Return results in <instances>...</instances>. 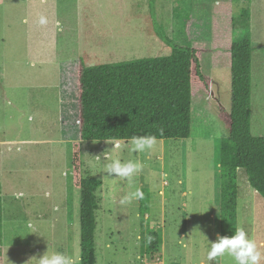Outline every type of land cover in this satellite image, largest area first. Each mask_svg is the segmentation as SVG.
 Masks as SVG:
<instances>
[{
  "label": "rangeland",
  "instance_id": "obj_1",
  "mask_svg": "<svg viewBox=\"0 0 264 264\" xmlns=\"http://www.w3.org/2000/svg\"><path fill=\"white\" fill-rule=\"evenodd\" d=\"M150 1L0 0L3 264H37L32 259L46 252L73 256L80 264V195L70 182L72 141L63 140L58 122L59 68L66 61H74L66 64L62 82L75 128L80 60L94 66L167 56L170 49L158 38L159 29L182 47L210 43L213 22L227 9L238 21L240 37V12L249 10L250 126L254 137L264 136V0H152V7ZM223 52V47L212 49L203 58L211 94L199 92L193 99L189 139L158 141L145 153H132L125 144L112 152L113 159L143 164L132 187L125 180L102 181L107 175L103 153L113 145L81 143L84 174L102 181L96 264H234L228 256L212 262L207 257L220 235L219 157L228 136L217 115L228 112L231 100ZM136 187L149 194L148 228L139 220L138 201L119 203ZM237 188V226L256 241L264 264V200L249 186L244 170L238 171ZM147 229L160 236L156 257L143 248Z\"/></svg>",
  "mask_w": 264,
  "mask_h": 264
},
{
  "label": "trees",
  "instance_id": "obj_2",
  "mask_svg": "<svg viewBox=\"0 0 264 264\" xmlns=\"http://www.w3.org/2000/svg\"><path fill=\"white\" fill-rule=\"evenodd\" d=\"M234 2L249 0H233ZM232 1V2H233ZM152 7V0L150 1ZM213 22L212 41L182 47L159 29L158 38L170 49L167 56L139 58L114 64L88 66L80 60L77 67L76 125L62 82L66 61L59 68V124L70 140V182L79 191L80 264H96L95 232L97 191L102 181L84 174L82 142L127 141L132 136L153 135L158 141L184 140L191 135V108L199 92L211 94L212 81L204 76L202 61L212 49L223 47L231 73V100L228 112L217 117L228 136L220 145L218 212L220 235H231L237 226V174L244 170L249 186L264 200V136L251 134V71L253 47L248 35L250 11L242 9V32L236 37L238 21L229 9ZM220 53V50L218 51ZM73 126V127H72ZM162 130V135H161ZM139 220L148 228L149 194L142 190ZM0 187V264H3V217ZM148 230V229H147ZM145 254L156 257L160 236L147 231ZM151 237V242L148 238Z\"/></svg>",
  "mask_w": 264,
  "mask_h": 264
},
{
  "label": "clouds",
  "instance_id": "obj_3",
  "mask_svg": "<svg viewBox=\"0 0 264 264\" xmlns=\"http://www.w3.org/2000/svg\"><path fill=\"white\" fill-rule=\"evenodd\" d=\"M41 22L43 23V21ZM105 142L113 145V148L103 153V157L107 162L104 164V172L107 173V175L102 177V181L125 180L128 182L129 187H132L135 177L143 169V164L138 160L122 162L118 158L113 159L111 155L112 152L120 149L122 144L130 146L129 151L132 153L149 152L155 147L158 140L156 136L145 135L132 136L127 141L114 139L113 141ZM97 159H101V157L97 156ZM113 176L115 178H113ZM161 178L166 182V174L162 173ZM143 198V191L139 187H136L134 191H129L124 195L119 203L121 205L131 204ZM28 227L31 228L32 225L29 224ZM148 242H151V237L148 238ZM210 245L211 247L207 254L209 262L225 256L231 257L234 264H260L262 259V253L256 241L252 239L242 227H238L231 235H217L215 242L210 243ZM32 260H36L37 264H76V260L73 256L63 253H56L49 256L46 252L40 259L33 258Z\"/></svg>",
  "mask_w": 264,
  "mask_h": 264
},
{
  "label": "crops",
  "instance_id": "obj_4",
  "mask_svg": "<svg viewBox=\"0 0 264 264\" xmlns=\"http://www.w3.org/2000/svg\"><path fill=\"white\" fill-rule=\"evenodd\" d=\"M3 74V71L1 72V75ZM58 122H59V119H58ZM60 129V128H59ZM15 143V142H14Z\"/></svg>",
  "mask_w": 264,
  "mask_h": 264
}]
</instances>
